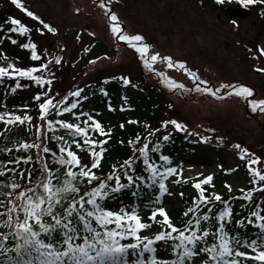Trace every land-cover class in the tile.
<instances>
[{"label": "snow or ice", "instance_id": "obj_1", "mask_svg": "<svg viewBox=\"0 0 264 264\" xmlns=\"http://www.w3.org/2000/svg\"><path fill=\"white\" fill-rule=\"evenodd\" d=\"M11 2L42 25L38 31L56 34L55 27L26 8L21 0ZM223 2L215 0L217 4ZM239 2L243 7L264 6V0ZM111 5L112 0H99V7L108 17L110 31L140 54L149 72L154 70L155 62L163 60L169 68L185 70L194 83L193 89H185L183 83L158 73L162 78L160 82L169 90L207 93L217 99L235 95L248 100L255 96L253 88L239 83H222L215 89L201 87L208 82L188 70L186 62H174L171 56L161 57L159 53L148 58L151 45L144 42L140 34H125ZM260 14L264 15V8ZM4 23L11 25L8 32L20 36L32 31L18 18L9 17ZM3 31L4 25H0V32ZM8 39L12 44L18 43L16 39ZM19 46L30 50L31 61L43 62L38 66L19 67L6 54H0V61L4 62L0 65V85L14 81L9 88L11 94L31 87L33 83L44 91L32 97L38 117L29 114V104L18 111L9 110L6 104L0 105V139L7 141L0 148V156L8 157L0 158V264H264V199L258 202L254 198L257 192L264 193V170L259 167L261 157L239 143L233 144L232 147L239 150V159L246 161L251 187L240 188V195H230L225 199L214 191V176L208 175L192 184L198 195L191 198L182 213L181 224L177 225L163 206V198L172 195L168 187L171 177H179L175 180L177 184L188 181L183 179V167L173 166L172 158L162 151L161 140L169 141L171 133L153 141L152 137L160 133L161 128L146 125V134L136 133L127 141L130 155L122 162L112 164L107 174H99L97 170L102 167L108 152L106 145L112 137L111 129L106 130L90 112L79 111L82 102L89 100L84 88L69 91L59 100L49 95L47 86L52 85L55 79L53 67L62 63L60 56L47 60V50L42 57L38 54L37 44L30 40ZM258 51L264 55V48ZM22 80L29 83L22 84ZM109 80H118L125 87H138L124 75L106 79L103 84H108ZM99 90L104 96L109 95L106 88ZM222 92L225 94L221 95ZM123 100L127 103L128 97L124 96ZM248 104L252 113L264 112V99L253 98L248 100ZM108 110L114 112L116 108L109 102ZM120 110L126 109L121 107ZM65 114L74 117V121L56 119ZM34 119L40 123L34 124ZM138 123L137 120L127 121L132 125ZM169 125L175 131L187 132V125L176 119L163 121L161 127L166 130ZM119 127L123 129L125 124ZM21 129L31 132L32 137L18 138L17 133ZM209 131L214 132L215 129ZM96 134L104 139L94 138ZM210 139L209 136L201 137L204 143ZM218 139L223 142L222 137ZM81 153L87 156L86 160ZM237 170L232 168L228 173ZM205 185L213 189L208 195L205 194ZM141 187L153 190L148 199L149 204L155 207H149L147 223L139 204L112 207L115 194ZM225 187L230 194L235 191L229 184ZM137 195V191H132L133 197ZM180 195L183 197V192ZM235 200L247 202L241 205L247 209L242 218L234 212L231 201ZM153 225L159 226L153 236L141 234ZM249 228L254 230L251 234L247 231Z\"/></svg>", "mask_w": 264, "mask_h": 264}, {"label": "rangeland", "instance_id": "obj_2", "mask_svg": "<svg viewBox=\"0 0 264 264\" xmlns=\"http://www.w3.org/2000/svg\"><path fill=\"white\" fill-rule=\"evenodd\" d=\"M201 1L112 0L111 7L125 34H140L144 42L151 45L148 58L156 53L161 57L171 56L174 62H186L188 70L217 88L222 83L248 85L255 91V96L249 100L264 99V71H255L264 69V55L258 51L264 48V19L251 11L227 17ZM9 2L12 4L11 0ZM21 3L57 29L56 34L38 31L42 25L12 4L18 16L35 25L42 46L54 53L52 60L56 56L62 58L54 85L56 100L78 87L95 86L101 78L129 74L137 77L138 71L163 94L166 120L176 119L187 125L184 132L187 144L179 163L187 183L199 182L208 175L215 178L224 170L241 163L245 165L246 161L239 159V150L232 147L235 143L261 157L259 167L264 170V112L252 113L244 98L232 95L217 99L207 93L169 90L160 82L162 78L158 73L183 83L185 89H193L192 78L179 67L169 68L163 60L155 62L154 70L149 72L140 54L125 41L126 44H121L110 31L108 17L99 7V0H21ZM235 3L238 2L224 0L222 4L243 7ZM127 93L132 90L128 89ZM95 116L100 118V115ZM203 136L211 139L204 143ZM245 170L226 175L227 184L235 191L249 185L247 167ZM176 179L179 177H173L168 183L174 185ZM177 191L174 186L172 195L165 197L167 203L175 201L173 193ZM145 210L141 208L142 212Z\"/></svg>", "mask_w": 264, "mask_h": 264}, {"label": "trees", "instance_id": "obj_3", "mask_svg": "<svg viewBox=\"0 0 264 264\" xmlns=\"http://www.w3.org/2000/svg\"><path fill=\"white\" fill-rule=\"evenodd\" d=\"M236 4H241L239 0H236ZM202 4L209 6L212 10L218 9L222 13L225 14V6L223 4L215 3V0H202ZM249 10H252L253 13L258 14V16L264 19V15H261V9L264 6L256 4V5H249L247 7ZM226 15V14H225ZM227 17H230L226 15ZM18 18L22 21L23 24L30 27L32 29L30 34H26L25 36H20L18 33H11L7 31L8 27H11L9 24H5L4 22L9 18ZM0 25H4V31L0 32V54H6L11 61L16 62L17 66L19 67H28V66H38L43 61H31L30 60V50L23 49L20 47V44L32 41L37 44L38 46V54L42 57L45 56V50L42 46L40 41V35L36 31V27L33 24H30L25 21L24 17L18 16L16 13V9L13 5L9 2V0H0ZM11 37L12 39H16L18 41L17 44H12L11 40L8 39ZM46 56L47 60H52L54 53L48 52ZM4 62L0 61V65ZM59 66H54L53 71L55 72V79L59 72ZM136 76L129 74L128 77L131 79L133 84L138 85V87L133 88L131 86H123L122 82L118 80H109L108 84H103V81L106 79L111 78L112 76H108L107 78H101V81L97 83L95 86H88L82 87L85 89V93L89 96V100L83 101L81 108L79 111H86L90 112L94 116L99 114L100 118L97 117L101 121V123L105 126L106 130L111 129L112 137L109 143L106 145L108 148V152L105 154V158L102 161V167L97 170L99 174L104 175L110 171V166L114 163L118 164L123 161V159L127 158L130 155V149L127 146V141L129 139H133L136 133H141L142 135L145 133V126L150 125L152 128H161V132L157 133L155 137H152L153 141H155L158 137H162L164 134L171 133L172 138L169 141H162L161 140V148L164 154H167L173 160V166H180V158L182 157L183 150L185 148L186 142V135L183 131H175L173 126L169 125L168 129H163L161 127L162 122L166 121V118L163 116V107L165 103V99L163 94L160 90L151 85V83L147 82L144 76H141V73ZM47 76V73H45ZM55 79L53 80L52 85L47 86L50 89L49 95L54 96V85ZM22 84H28L29 81L22 80ZM14 85V81H6L5 84L0 85V105H7L9 110H20L25 104L31 105L29 109V114L33 115L34 117H38V109L36 106V102L32 99L34 94L38 92L44 91V89L36 86L34 83L29 88H22L17 91L15 94H11L9 91L10 86ZM104 87L109 92L108 96H104L100 92V88ZM131 89L132 93H127V90ZM93 93H95L93 95ZM127 96L128 101L127 103L124 102L123 97ZM56 99V98H55ZM72 99V98H70ZM109 102L111 105L116 108V111H109L108 104ZM121 107L125 108V111H121ZM2 110V109H0ZM56 119H68L74 121V117L70 114H65L63 117L57 116ZM81 119H84L83 117ZM128 120H137L139 121L138 124L132 125L127 124ZM34 124H39L40 121L38 119H34ZM124 123L125 128L121 129L119 127L120 124ZM18 138H30L32 137L31 132H26L21 129L17 133ZM94 138L104 139V137H99L98 134L94 136ZM120 141H124L125 143H120ZM7 141L0 139V148H3ZM50 146L54 147L53 142L49 141ZM11 146V145H9ZM74 148V146H73ZM75 150V149H74ZM79 151V150H77ZM83 159H87L85 154H82ZM154 157L156 154H152ZM2 159H7V155L0 156ZM139 168L142 169L143 165L140 164ZM238 169L235 172H245L246 164H242L240 166L234 167ZM228 170H224L220 176L214 178V191L221 194L225 199H229L231 196L240 195L239 191H234L233 193L228 192V188L225 185L228 183V179L226 175H230L232 173H228ZM146 175V174H145ZM173 177L170 178V180ZM193 184V183H192ZM190 183H174V185L168 183L169 190L173 191V187L177 188V193H173L175 201L171 204L167 203L166 195L163 198V206L166 208L167 213L171 217L174 223L177 225L181 224L182 222V213L186 210V207L190 204L191 198L193 196H197L198 192L196 189L192 187ZM206 189L205 194L208 195L213 189L205 185ZM251 187L249 184L245 189ZM132 191H137L138 195L133 197ZM183 192V197H181L180 193ZM153 195L152 189H146L141 187L139 189H129L125 190L121 193L115 194L114 196V203L112 207H118L121 204L130 205L132 203H136L141 205V208L145 207V211H141V215L144 217V222H149L147 217L150 215L149 207H155V205L149 204V197ZM258 202L261 199H264V193L257 192L254 197ZM232 206L234 208V212L240 214L238 218H242L244 214L247 213L246 208H242L241 205L247 203L246 201L242 200H235L231 201ZM206 210V209H205ZM158 219H162L158 217ZM159 230L158 225H153L151 229L145 230L142 232V235H146L148 232H152L153 235ZM248 233L251 234L254 230L249 228ZM152 235V236H153Z\"/></svg>", "mask_w": 264, "mask_h": 264}, {"label": "water", "instance_id": "obj_4", "mask_svg": "<svg viewBox=\"0 0 264 264\" xmlns=\"http://www.w3.org/2000/svg\"><path fill=\"white\" fill-rule=\"evenodd\" d=\"M248 11L249 10H247L245 8H236V7H229V8L225 9V12L228 15H236V16L246 15V13H248Z\"/></svg>", "mask_w": 264, "mask_h": 264}]
</instances>
